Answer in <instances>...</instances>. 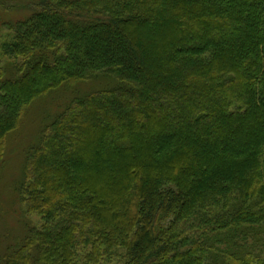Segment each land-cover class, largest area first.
<instances>
[{"label": "trees", "instance_id": "1", "mask_svg": "<svg viewBox=\"0 0 264 264\" xmlns=\"http://www.w3.org/2000/svg\"><path fill=\"white\" fill-rule=\"evenodd\" d=\"M0 23V177L22 155L44 222L0 264H264V0H0Z\"/></svg>", "mask_w": 264, "mask_h": 264}, {"label": "rangeland", "instance_id": "2", "mask_svg": "<svg viewBox=\"0 0 264 264\" xmlns=\"http://www.w3.org/2000/svg\"><path fill=\"white\" fill-rule=\"evenodd\" d=\"M1 29L2 28L0 27V49L4 42L9 41L11 38V33L8 29ZM3 60L4 59L0 58V66H2L1 62ZM76 87V90L62 91L53 94V96L47 98L48 103L39 100L34 106L27 108L19 130L17 129V131L7 139L6 146L8 147V151L16 150L18 148L17 146L20 144H22L23 147H26L28 141L34 137L36 129L41 126L44 116L51 113L53 114L57 107L64 105L65 102H68V100H70L75 93L86 92V90L94 89L96 85L94 88H89L85 85H77ZM18 155L16 156L14 152H9L7 154L6 160L8 162H6L0 177V235L2 238H4L6 230L15 228L19 230L20 221L24 223V219H27L31 226L35 228H41L44 224L42 217L38 214H26V206L21 205L19 202L18 192L16 193L15 187L21 179L24 161L22 159V155ZM5 222H7V224H5ZM91 254L92 250L90 248L81 247L77 250L78 260L75 261V264H85V257H88ZM119 259L121 258H116L114 260L115 264H121L122 261Z\"/></svg>", "mask_w": 264, "mask_h": 264}]
</instances>
